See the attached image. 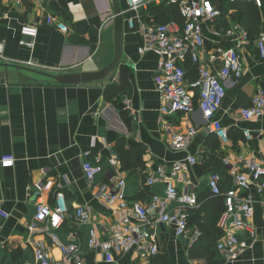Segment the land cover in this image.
I'll return each mask as SVG.
<instances>
[{
  "label": "crops",
  "instance_id": "obj_1",
  "mask_svg": "<svg viewBox=\"0 0 264 264\" xmlns=\"http://www.w3.org/2000/svg\"><path fill=\"white\" fill-rule=\"evenodd\" d=\"M221 1L214 0L218 6ZM115 4L125 17L124 53L119 69L108 79L90 84L63 85L54 80L51 76L63 73L99 71L113 60ZM157 10V5H151L131 11L127 0H0V44L6 57L0 63L11 65L5 82L1 80L5 70L0 68V211L8 215L0 214L1 264H38L33 241L43 242L57 264H67L59 248L44 233L32 234L30 229L38 197L54 206L58 191L65 194L69 214L56 232L64 242L77 244L85 264H154L152 258L140 260L135 249L108 262L101 249L92 251L88 246L90 228L96 227L99 239H103V231L115 217L113 211L117 205L108 204L104 195L113 182L107 158L114 151L118 154L123 139L136 140L146 148L145 167L134 171L122 167V173L128 200L147 207L154 195L165 199L164 182L147 183L158 165L171 166L195 157L197 162L185 174L190 186L182 180L174 181V185L180 192L189 189L204 197L200 207L209 198L205 196L210 195L208 179L212 171L223 167L230 176L228 163L245 159L264 161V118L245 120L240 116V109L249 106L264 91V59L254 43L243 51L244 75L229 82L226 98L216 114L229 133L228 143H223L209 131L200 108L192 114L162 113L164 99L154 81L160 56L151 51L140 53L146 43L143 24L156 21ZM48 15L65 21L69 32L49 24ZM227 20L230 26L239 24L233 20L231 11ZM27 23L38 27L36 38L21 33V27ZM203 25L209 48L218 43L231 46L230 40L212 33L219 28L218 19L203 21ZM31 40H34L33 48L20 43ZM219 65L217 62L216 68ZM187 69L191 82L197 76V69L193 65ZM112 85L118 92L114 98L107 93ZM126 98L129 104L125 103ZM167 123H171L172 132H186L190 126L196 128L197 134L186 150L170 148V132L164 128ZM245 130L250 131V138ZM86 153L102 159L103 169L94 183L87 180L83 170ZM8 154L15 156V165L4 168L1 159ZM245 173L249 189L241 194L252 197L255 213L251 223L255 236L247 239L248 245L237 260L227 261L218 252L209 259L208 232L203 234L191 222L190 232L199 229L201 234L196 243L190 244L188 238L177 236L175 226L157 220L161 212L152 210L151 224L159 250L156 256L170 264H264V192ZM221 183L222 187L227 186L222 176ZM215 205V201L209 202L204 209L209 215L217 216ZM80 206L90 212V225L79 224L74 219V212ZM198 207L167 201L162 212L182 209L190 215ZM39 227L50 225L46 221L39 223ZM195 245L197 248L192 252Z\"/></svg>",
  "mask_w": 264,
  "mask_h": 264
},
{
  "label": "built area",
  "instance_id": "obj_2",
  "mask_svg": "<svg viewBox=\"0 0 264 264\" xmlns=\"http://www.w3.org/2000/svg\"><path fill=\"white\" fill-rule=\"evenodd\" d=\"M242 1L254 2L257 7L264 10V0ZM127 3L131 11L162 3L179 7L184 26L177 21L143 24L146 43L140 49V53L151 51L160 56L154 81L156 89L164 99L162 113L165 115L192 114L196 108H200L208 121L209 131L223 143H228V129L216 119V114L226 98L229 82L238 80L244 75L243 51L252 44L248 31L239 24H234L227 29L215 28L212 33L217 37L230 40L231 46L218 43L209 48L206 44L203 21L215 22L221 13L212 0H127ZM47 22L55 24L63 32H69L68 24L54 15H48ZM130 24L133 25V21ZM38 32V27L33 24L27 23L21 27V33L32 39L37 37ZM20 43L30 48L34 47V40ZM254 45L260 57L264 59V29L255 39ZM0 59H6L2 44H0ZM187 62L197 69V77L191 82L188 81V69L185 65ZM217 62L220 63L219 68L215 66ZM28 64L35 65L33 62ZM125 103L129 104V99L126 98ZM240 116L245 120L264 118V91L255 96L249 106L240 109ZM164 128L170 132L168 138L170 148L176 151L186 150L197 134L193 126H190L186 132H172L171 123L165 124ZM245 135L250 138V131L245 130ZM85 156L83 170L87 180L94 183L96 176L102 172V159L90 153H86ZM15 161V156L8 154L2 157L1 164L4 168H9L15 165ZM107 162L112 170L113 182L104 195L106 202L117 205V209L113 211L115 215L113 222L107 225L102 233L105 235L103 239H99L96 227L90 228L88 239L90 250L101 249L106 261L113 262L126 252L135 249L140 260L149 261L159 252L151 224L152 210L161 212L157 218L159 222L175 226L177 236L188 238L190 244L196 243L201 232L199 229L190 232L188 214L184 210L162 212L167 201H176L181 205L192 207L199 206L197 193L189 189L180 192L174 185V181L182 180L190 186L191 183L185 179V174L189 166L197 162L195 157L177 161L171 166H157L155 175L149 177L147 183L152 185L164 182L166 184L165 199L154 195L150 207L128 200L124 192L123 163L115 151L107 158ZM228 166L229 175L232 178L231 188L222 190L221 176L217 172L210 173L208 188L212 196L223 197L225 204V210L219 219V227L223 235L217 249L227 261H234L248 245L247 239H253L255 236V227L251 223L255 213L254 203L250 195L242 196L241 194L249 189L245 172L256 182L258 190L264 192V161L245 159L228 163ZM0 214L8 216L2 210ZM68 214L69 209L62 191L57 192L54 206L38 197L37 212L30 225L31 233H44L51 244L59 248L67 264H85L77 244L64 242L56 232V229L64 224ZM74 219L79 224H91L90 212L84 206L75 210ZM46 221L49 222L50 227L40 228L39 223ZM33 246L38 264H57L43 242L33 241Z\"/></svg>",
  "mask_w": 264,
  "mask_h": 264
},
{
  "label": "trees",
  "instance_id": "obj_3",
  "mask_svg": "<svg viewBox=\"0 0 264 264\" xmlns=\"http://www.w3.org/2000/svg\"><path fill=\"white\" fill-rule=\"evenodd\" d=\"M215 4L214 0H212ZM216 5V4H215ZM220 9V16L217 18L219 22V28L220 29H227L230 27V23L227 20V15L230 13V10L232 8L237 9V13L233 15V20L238 21L239 25L248 31L252 43H254L255 39L259 36V34L262 31V23H263V9L257 7V5L254 2L251 1H237V2H226V0L221 1V5H216ZM157 17H156V23H167L171 21H177L182 26H184V19L181 15V12L179 10V7L174 4L169 3H162L161 5H157ZM186 67L188 68V65H192L191 63L187 62ZM193 67H195L193 65ZM197 77V76H196ZM108 96L111 98H114L117 96L118 92L116 89V86L113 85L107 88ZM123 109V104L121 106ZM125 115V113H123ZM119 151L118 155L120 156L122 163H123V169L126 170H136L137 168L145 167L144 163V154L146 152V148L144 145L136 140L131 139L130 141H126L125 139L121 140L119 142ZM212 172H217L222 176V179L224 177V181L227 182L226 187H221L222 190L225 191V188H229L232 186V180L230 176H228V173L225 168H217ZM144 178V177H143ZM145 179V178H144ZM231 188V187H230ZM210 191V190H209ZM211 195V193H210ZM205 196L206 198L209 197L203 204H201L200 207L197 209H194L190 215H188L189 224L191 222H195L205 234H207V241H209V259H213L215 257L216 252L219 253L217 246H218V240L222 237L223 231L218 226V221L225 210V204H224V198L223 197H214V196ZM204 197H199V202L202 201ZM223 200V201H222ZM216 202V208L218 209L217 216L209 215L205 211V206L210 202ZM190 216V218H189ZM191 225V224H190ZM204 236V235H203ZM197 246L195 245L192 247L191 251H195ZM206 255V254H204ZM154 264H170L167 261H165L164 258H159L157 256L152 257Z\"/></svg>",
  "mask_w": 264,
  "mask_h": 264
},
{
  "label": "water",
  "instance_id": "obj_4",
  "mask_svg": "<svg viewBox=\"0 0 264 264\" xmlns=\"http://www.w3.org/2000/svg\"><path fill=\"white\" fill-rule=\"evenodd\" d=\"M124 22L125 17L122 14V10L114 6V23H115V56L113 60L96 72H74L63 73L59 75L51 76L54 80L63 85H79L90 84L94 82L104 81L108 79L115 71H117L122 63V57L124 53ZM11 65L0 63V68L5 70L2 76V82L8 80V69ZM113 80V79H112Z\"/></svg>",
  "mask_w": 264,
  "mask_h": 264
},
{
  "label": "rangeland",
  "instance_id": "obj_5",
  "mask_svg": "<svg viewBox=\"0 0 264 264\" xmlns=\"http://www.w3.org/2000/svg\"><path fill=\"white\" fill-rule=\"evenodd\" d=\"M230 11H231L232 16L235 15V13H237V12H236L237 9H234V8H232ZM232 18H233V17H232Z\"/></svg>",
  "mask_w": 264,
  "mask_h": 264
}]
</instances>
